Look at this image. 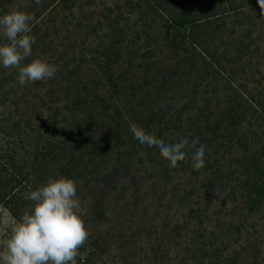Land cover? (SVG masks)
<instances>
[{
  "label": "trees",
  "instance_id": "trees-1",
  "mask_svg": "<svg viewBox=\"0 0 264 264\" xmlns=\"http://www.w3.org/2000/svg\"><path fill=\"white\" fill-rule=\"evenodd\" d=\"M16 9L36 40L21 66L47 54L58 70L39 118L0 91V205L19 220L27 192L65 176L89 233L76 264H264L257 0H0V15ZM17 75L0 68V90ZM130 125L156 144L188 138L186 158L141 151Z\"/></svg>",
  "mask_w": 264,
  "mask_h": 264
},
{
  "label": "clouds",
  "instance_id": "clouds-1",
  "mask_svg": "<svg viewBox=\"0 0 264 264\" xmlns=\"http://www.w3.org/2000/svg\"><path fill=\"white\" fill-rule=\"evenodd\" d=\"M36 4L40 0H34ZM264 9V0H257ZM30 13L16 9L0 15V68H17V82L51 79L57 66L43 58H34L21 66L32 55L35 37L30 34ZM135 144L141 151L157 153L175 167L186 158L188 138L171 144H156L145 138L135 125H130ZM198 141L193 140L192 144ZM206 146L199 144L191 154L192 167L204 166ZM33 202L30 211L23 214L3 248L0 264H76L79 247L88 237L77 197V182L69 177H50L47 182L26 193Z\"/></svg>",
  "mask_w": 264,
  "mask_h": 264
},
{
  "label": "rangeland",
  "instance_id": "rangeland-1",
  "mask_svg": "<svg viewBox=\"0 0 264 264\" xmlns=\"http://www.w3.org/2000/svg\"><path fill=\"white\" fill-rule=\"evenodd\" d=\"M47 56H48L47 54L46 55L40 54L39 58L45 59ZM30 61L31 59L29 61H26L25 64H27ZM60 72H62V76L66 75L65 69H62ZM33 82H29V86H25V85L21 86L18 84L16 87L11 86L9 83H7L0 90L2 92V95H5V99H7L9 95H12L17 92L19 93L18 97H22V99H20L22 102L20 104L21 110L20 109H19L20 111L18 110V116L26 114L27 116H32L37 118L40 117L42 108L40 107V103L38 99H36V94L40 92L42 85L40 81H36V82L33 81ZM4 92H7L8 94H4ZM28 95H30V97H34L35 99L33 100L29 99L27 103L24 97H28ZM164 95L166 94H163L161 97L160 96L157 97L158 101H162ZM171 95L172 94H169L168 98H170ZM25 105L27 106V108H22V106L25 107ZM78 201L81 208L82 199L80 198L78 199ZM17 221L18 220L13 216V214L10 212V210L7 207L0 205V249H2L4 244L7 242L8 238L11 235V229L14 227Z\"/></svg>",
  "mask_w": 264,
  "mask_h": 264
}]
</instances>
